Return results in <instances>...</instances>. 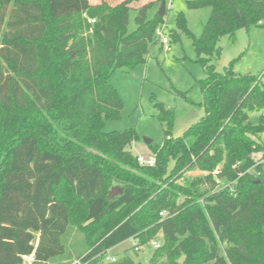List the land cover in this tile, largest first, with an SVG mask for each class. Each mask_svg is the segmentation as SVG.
Segmentation results:
<instances>
[{
  "label": "trees",
  "instance_id": "16d2710c",
  "mask_svg": "<svg viewBox=\"0 0 264 264\" xmlns=\"http://www.w3.org/2000/svg\"><path fill=\"white\" fill-rule=\"evenodd\" d=\"M90 1L0 0V264L32 256V264H136L105 257L160 233L149 264L183 256L184 264H264V166L253 159L264 155V85L213 64L222 37L264 27V0L189 1L212 9L200 37L178 15L206 73L198 83L206 114L174 137L175 111L160 105L164 139L148 146L154 166L132 153L135 130L105 125L123 109L111 76L146 63L168 9L165 17L150 14L155 2L136 9L130 33L140 0ZM194 170L209 174L179 182Z\"/></svg>",
  "mask_w": 264,
  "mask_h": 264
},
{
  "label": "rangeland",
  "instance_id": "374dc122",
  "mask_svg": "<svg viewBox=\"0 0 264 264\" xmlns=\"http://www.w3.org/2000/svg\"><path fill=\"white\" fill-rule=\"evenodd\" d=\"M101 0H91V4L97 5ZM114 6L123 0H106ZM158 0H140L133 5L130 15L129 32L136 30V9L155 2L150 14L159 12L161 4ZM194 0H170L167 2V15L165 17L166 33L170 38L168 50L160 45L154 47L145 64H139L132 69L122 68L114 72L110 78V84L119 93L123 109L121 117L106 122V132H124L135 130L137 140L132 146V153L139 156H153L150 152L146 139L159 144L164 139V126L159 120L160 105L166 109L175 111L174 137H180L190 127L199 123L205 117L203 95L198 83L206 78L202 65L197 62V53L192 38L185 32L178 31L177 19L183 14L187 20L190 32L200 37L206 25L212 9L203 8L192 10L187 3ZM176 30L178 37L170 35ZM157 39L159 37L157 36ZM218 46L221 55L213 61L218 72L223 73L225 68L232 65L237 75H252L264 85V27L252 25L249 29H241L234 37L224 36L219 40ZM255 118V115L253 116ZM264 142V134L262 135ZM258 160L264 159L262 153H257ZM223 165L219 164L216 171L221 172ZM252 173L254 170H251ZM209 172L194 170L185 175L179 182L187 179L194 180L204 178ZM224 181H218L220 187ZM121 192V185L116 184L113 194ZM153 242H159L162 246V234L160 233ZM153 242L139 246L135 245L137 239H129L119 246L111 249L109 254L118 260L122 257H130L136 264H149L157 249ZM38 243V235L34 244ZM72 260L68 264H75ZM26 264H28L26 262Z\"/></svg>",
  "mask_w": 264,
  "mask_h": 264
},
{
  "label": "built area",
  "instance_id": "2783aa9c",
  "mask_svg": "<svg viewBox=\"0 0 264 264\" xmlns=\"http://www.w3.org/2000/svg\"><path fill=\"white\" fill-rule=\"evenodd\" d=\"M91 22H95V21H91ZM263 23L260 22V25H262ZM166 27L165 25H162V26H159L156 30V35L159 37L160 41H161V44L163 46L164 49L168 50L169 49V45H170V38L169 36L167 35L166 33ZM253 159L256 163V166H259V165H263L264 166V159H260L258 160L257 158V154H253ZM138 161L140 164L142 165H146V166H154L155 163H156V158L155 156H139L138 157ZM220 173L219 170L216 171L215 173V176L218 175ZM161 217L162 218H166L168 216V212L164 211L162 212L161 214ZM153 245L155 246L156 249H159L161 247L160 243L159 242H153ZM135 248L138 250L139 247H138V244L135 245ZM34 261V256H32L31 258H29L27 260V263L28 264H32ZM105 261L106 262H116L117 261V258L116 257H112L109 252L108 254L106 255L105 257ZM77 262H75L76 264Z\"/></svg>",
  "mask_w": 264,
  "mask_h": 264
},
{
  "label": "water",
  "instance_id": "95a60500",
  "mask_svg": "<svg viewBox=\"0 0 264 264\" xmlns=\"http://www.w3.org/2000/svg\"><path fill=\"white\" fill-rule=\"evenodd\" d=\"M166 9H167V2H166V1H163L162 4H161L160 10H159V12H158L159 15L162 16V17H165ZM72 55H74V52L72 53ZM145 141H146V144H147L148 146L152 143V141H151V140H148V139H146ZM185 260H186V257L183 256V257L179 260L180 264H184Z\"/></svg>",
  "mask_w": 264,
  "mask_h": 264
}]
</instances>
